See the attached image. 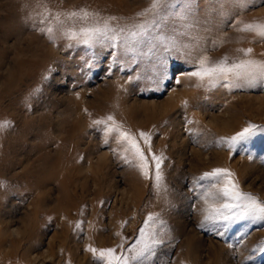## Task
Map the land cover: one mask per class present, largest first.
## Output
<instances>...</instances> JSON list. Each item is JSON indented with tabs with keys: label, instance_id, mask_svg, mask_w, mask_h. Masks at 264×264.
<instances>
[{
	"label": "rangeland",
	"instance_id": "obj_1",
	"mask_svg": "<svg viewBox=\"0 0 264 264\" xmlns=\"http://www.w3.org/2000/svg\"><path fill=\"white\" fill-rule=\"evenodd\" d=\"M149 4L0 0V121H11L0 131V264H94L85 246L114 247L120 232L128 247L149 213L164 225V243L149 264H264V224L241 221L222 237L202 229L201 192L189 190L194 177L227 168L241 191L264 201V81L205 89L183 74L205 53L231 62L243 58L238 48L251 47V58L264 61V41L232 26L237 18L264 20V0L243 7L169 0L137 16ZM44 6L84 7L101 21L115 16L110 23L125 32L116 47L68 48L59 35L53 43L37 31ZM109 114L133 133H152L153 151L167 157L166 193L124 163L116 140L104 142L102 126H90ZM249 123L260 130L230 158L216 142Z\"/></svg>",
	"mask_w": 264,
	"mask_h": 264
},
{
	"label": "snow or ice",
	"instance_id": "obj_2",
	"mask_svg": "<svg viewBox=\"0 0 264 264\" xmlns=\"http://www.w3.org/2000/svg\"><path fill=\"white\" fill-rule=\"evenodd\" d=\"M168 2L169 0H150L149 7L137 13V16L155 14ZM233 2L237 6L243 7L245 0H233ZM40 16L39 23L42 26L37 31L46 35L53 43L59 35L68 41L66 45L68 48L82 45L92 49L106 41L111 47H116L115 42L120 40L125 32L124 27H114L110 23L116 21L117 17L108 16L101 21L98 19L99 13L89 11L84 7L66 12H53L44 6ZM232 26L240 33H252L264 41V20L245 22L237 18ZM139 35L141 33H131L133 38ZM224 42L225 38L221 37L214 44H223ZM124 46L127 47L126 38ZM236 51L242 53L243 58L234 59L231 62L227 55L218 60H212L206 53L202 54L196 59L193 70L183 74L196 80L195 87L205 89L215 87L222 81L227 82L221 84L223 87H241V81H247L251 86L257 77L264 81V61H256L251 58L253 49L251 47L238 48ZM85 63L87 64L88 61ZM165 75L166 72L162 71L161 81ZM85 111L87 112L86 109ZM10 125L11 121H0V131H4ZM90 126H102L104 142L108 143L110 137L116 140L120 146L121 158L124 163L135 167L144 180H151L152 188L157 193L161 190L167 192L163 172V165L167 157L163 152L157 154L153 151L151 132L140 130L133 133L124 128L111 114L92 120ZM258 130L260 129L257 125L249 123L232 136L220 137L216 142L217 146H227L231 158L237 146L247 141ZM3 184L4 182L0 181V187ZM197 189L200 190V199L205 205L198 227L204 229L209 226V231H214L216 235L222 237L227 234L231 225L241 221L264 224V201L250 192L241 191L239 182L235 179V173L230 169L213 168L209 172L194 177L189 190L196 192ZM121 226L123 227V224ZM80 227L81 222L77 221L76 228ZM163 231V221H160L156 214L149 213L143 226L139 229V235L135 242L128 247H125L126 238L117 232L116 235L121 237V241L114 247L95 248L87 245L85 251L91 253L94 264H149L152 258L157 255L158 247L164 243ZM228 247L232 248L233 245L229 244ZM260 251L264 252V241L260 242ZM247 259H251V257Z\"/></svg>",
	"mask_w": 264,
	"mask_h": 264
}]
</instances>
